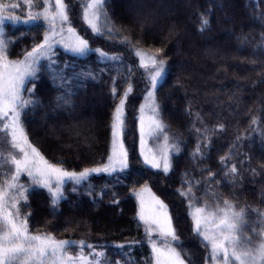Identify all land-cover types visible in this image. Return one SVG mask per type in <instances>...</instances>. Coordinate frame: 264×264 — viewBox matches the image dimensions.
I'll return each instance as SVG.
<instances>
[{
  "label": "snow or ice",
  "instance_id": "snow-or-ice-1",
  "mask_svg": "<svg viewBox=\"0 0 264 264\" xmlns=\"http://www.w3.org/2000/svg\"><path fill=\"white\" fill-rule=\"evenodd\" d=\"M106 3L107 0L81 3V19L87 26L85 31L90 29L93 36L106 35L109 39L118 37L120 44L127 45L138 58V68L143 71L145 81L143 100L135 117L139 135L138 157L147 169L168 174L174 168V156L181 152V137L169 134L157 96L169 72L168 58L162 55L163 48H144L140 41L133 43L129 35L122 34L126 29L109 18ZM73 9L71 0H22V3L20 0H0V264H135L134 259L123 251L120 255L124 259L113 262L106 251L107 243L58 238L47 228L33 230L31 213L23 211V208L30 207L28 202L32 192L46 190L55 213L56 206L65 197L68 183L73 185L74 192L83 187L92 202L98 203V198L114 185L105 184L96 192L91 183L93 175L114 177L116 183H124L120 177L132 167L133 156L126 144V101L134 92L135 69L129 65L124 71V57L119 53L105 51L99 46L93 49L90 38L74 26L77 22ZM257 18L264 21V11L258 13ZM8 24H24L37 30L31 37V45L15 55L12 49L18 38L8 35ZM209 25V15L201 14L200 29L207 30ZM239 39L243 42L247 38ZM258 47L264 51V32ZM58 49L75 57L95 53L97 62L106 67L98 72L77 71L76 65L61 60ZM109 64L116 67L117 74L111 77L109 87L114 104L108 125L106 155L79 170L66 168L62 161L50 160L30 139L27 131L35 111L53 104V113L73 108L72 97L76 92L71 90L72 86L82 78H102ZM45 77L56 93L48 105L37 95V84ZM118 81L123 84L122 91ZM176 83L180 84V81ZM186 111L193 117L192 131L196 136L190 158L195 162L208 159L212 135L223 130L225 125L221 123L209 128L199 112H192L191 104ZM44 115L47 117L48 113ZM253 131L264 143V127L260 126V117L255 114L251 115L249 128L233 138L229 149H234ZM233 155V151L226 152L219 157V163L223 168L222 179L226 178L235 187L247 169L244 160L239 161V166L232 161ZM243 155L247 157V154ZM200 171L207 172V178L215 185H221L222 179H217L220 173L214 174L207 167ZM251 172L253 176L259 174L255 168ZM187 175L184 170L181 183L187 187H181L178 192L187 201L192 232L208 250L204 264H264V208L240 204L234 198L223 196L207 181L202 193L206 199L201 202L196 195V185L200 181L194 184L191 179H183ZM128 194L135 198V219L143 225L150 249L145 264H193L186 257L183 242L173 226L169 205L152 191L149 181L139 184L133 181L128 186ZM111 197V204L120 203L118 192H112ZM252 213L256 214L255 221L249 219ZM137 243L136 240L114 241L112 246L123 250L125 247L131 249ZM73 247L77 249L75 252L71 251ZM85 248L89 251L85 252Z\"/></svg>",
  "mask_w": 264,
  "mask_h": 264
},
{
  "label": "trees",
  "instance_id": "trees-1",
  "mask_svg": "<svg viewBox=\"0 0 264 264\" xmlns=\"http://www.w3.org/2000/svg\"><path fill=\"white\" fill-rule=\"evenodd\" d=\"M135 1L140 5L136 17L127 14L120 0H107L105 10L117 26L126 29L122 34L129 35L133 43L140 41V46L147 49L161 47L164 49L162 55L168 58L169 72L157 96L169 134L181 137V152L174 156V168L168 174L147 169L133 152V140L126 138L127 146L132 150V167L120 177L124 183H116L114 177L93 175L91 183L96 192L105 184L114 185L107 189L102 198H98V203L92 202V197L83 187L74 192L73 185L68 183L65 197L56 206L58 217L51 215L50 199L45 190L32 192L28 202L30 207L23 208V211L31 213L33 230L47 228L58 238L107 243L106 251L113 262L124 259L120 255L123 251L134 259L135 264H145L150 249L143 225L135 219L136 201L128 194V186L133 181L139 184L148 180L152 191L169 205L186 257L193 264H202L207 249L192 232L185 207L187 201L178 192L181 187H187L181 183L184 170L188 175L183 179H191L194 184L200 181L196 185V195L201 202L206 199L202 193L207 181L220 194L234 198L240 204L251 207L264 204V143L260 135L253 131L251 136L244 137L242 143L229 149L233 138L249 128L251 115L259 116L260 126L264 127V51L258 47L261 33L264 32V21L257 18V14L264 11V0ZM203 13H207L210 19L207 30L199 27ZM170 29L174 31L170 32ZM7 31L9 36L18 38L12 49L15 55L31 45V37L37 30L24 24H8ZM21 33L24 35L21 36ZM87 36L93 49L99 46L105 51L123 55L124 71L129 65L135 69L134 92L126 101L130 125L128 132L132 135L133 113L141 101L144 85L138 58L127 45L120 44L118 37ZM239 37L247 39L242 42ZM57 54L61 60L76 65L77 71L98 72L106 67L104 63L97 62L95 53L75 57L58 49ZM107 67L108 71L102 74V78H82L74 84L71 90L76 92L72 97L75 106L69 110H58L57 113L51 111L54 104L48 105L56 94L53 85L47 77L38 82L37 95L48 106L35 111L27 131L30 139L50 160L62 161L66 168L79 170L106 155L108 125L114 104L109 87L111 77L117 74L115 66L109 64ZM177 80L180 84L176 83ZM118 86L122 91L123 84L118 81ZM189 104L192 112H199L209 128L221 123L225 125L223 130L212 135V147L207 150L209 158L199 162L190 158L196 136L192 131L193 117L186 111ZM46 112L47 117L44 115ZM41 118L44 119L42 126ZM229 151L234 153L232 161L239 166V161L244 160L247 169L243 171V178H238L235 187L226 178L222 179L223 168L219 163V157ZM243 154H247V157ZM205 167L214 174H221L217 176V179H222L221 185H215L207 178V172L200 171ZM252 168L259 174L253 176ZM112 192L120 195L118 205L110 203ZM132 240L139 243L131 249L125 247L118 250L112 246L114 241L124 243ZM76 250L75 247L71 249L73 252Z\"/></svg>",
  "mask_w": 264,
  "mask_h": 264
},
{
  "label": "rangeland",
  "instance_id": "rangeland-1",
  "mask_svg": "<svg viewBox=\"0 0 264 264\" xmlns=\"http://www.w3.org/2000/svg\"><path fill=\"white\" fill-rule=\"evenodd\" d=\"M82 2H86V0H72L71 1V3L74 5V9H73V11H74V18H75V20H76V24L74 25V26H77L78 27V30H80L81 31V34H89V35H92V33H91V31H90V29L89 30H87V31H85V29L87 28V26L86 25H84L83 24V21H82V19H81V3ZM120 4H121V7L122 8H125V10H126V12H127V14L129 15V16H133V17H136L137 16V14H136V12H138V6H140L135 0H120ZM138 61V60H137ZM141 72H142V78H143V71L141 70ZM144 87H145V81H144V85H143V91H144ZM143 91H142V98H141V101L143 100ZM141 101H140V103H141ZM140 103L138 104V106H137V108H135L134 109V113H133V117H134V119H133V126H132V128H133V133H132V135L128 132L129 131V128H130V125H129V121H128V130H127V132L130 134H128V135H126V138H128L130 141H132L133 140V143H134V149H133V152L135 151V154H137L138 155V144H139V135H138V131H137V128H136V123H135V117H136V110L138 109V107H139V105H140ZM98 117V116H97ZM96 117V118H97ZM131 120H132V116H131ZM40 123H41V126L42 125H44V119H40ZM133 138V139H132ZM127 144V143H126ZM130 150H131V148H130ZM131 152H132V150H131ZM46 191V190H45ZM200 200V199H199ZM201 201V200H200ZM203 202V201H202ZM185 207L187 208V202L185 203ZM259 208H264V204L263 205H260L259 206ZM186 211L188 212V209H186ZM251 211V210H250ZM50 212H51V215L53 216V217H58V214H57V210H56V212L55 213H53L52 212V206H51V204H50ZM169 212H170V214H171V216L173 217V215H172V213H171V210L169 209ZM254 215L252 216V215H250L249 216V219L250 220H252V221H255L256 220V214L255 213H253ZM189 219H190V222H191V218H190V216H189ZM173 226L175 227V224H174V217H173ZM258 226V225H257ZM143 230H144V227H143ZM181 239V238H180ZM200 239V238H199ZM201 240V239H200ZM181 241H182V239H181ZM190 243V242H189ZM204 245V244H203ZM208 251V250H207ZM205 257H206V254H204V260H205ZM209 259H210V257H209ZM202 264H204V261H203V263Z\"/></svg>",
  "mask_w": 264,
  "mask_h": 264
}]
</instances>
